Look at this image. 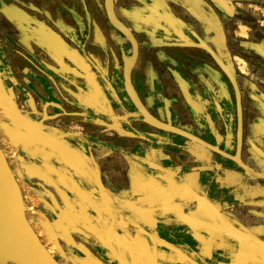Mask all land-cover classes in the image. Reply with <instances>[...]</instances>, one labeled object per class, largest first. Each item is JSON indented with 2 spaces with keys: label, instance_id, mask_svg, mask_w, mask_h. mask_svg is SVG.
Returning <instances> with one entry per match:
<instances>
[{
  "label": "crops",
  "instance_id": "obj_1",
  "mask_svg": "<svg viewBox=\"0 0 264 264\" xmlns=\"http://www.w3.org/2000/svg\"><path fill=\"white\" fill-rule=\"evenodd\" d=\"M113 9L134 41L106 0H0V146L37 232L61 264H119L108 238L127 264H264V0Z\"/></svg>",
  "mask_w": 264,
  "mask_h": 264
},
{
  "label": "water",
  "instance_id": "obj_2",
  "mask_svg": "<svg viewBox=\"0 0 264 264\" xmlns=\"http://www.w3.org/2000/svg\"><path fill=\"white\" fill-rule=\"evenodd\" d=\"M106 2L111 22L133 40L127 27L117 20L113 9V0H106ZM131 68L132 61L126 66L127 78L130 76ZM138 107L144 113L148 122L156 127L190 136L188 132L152 117L140 103ZM13 207H17L18 209L15 208L17 211V221L5 210L7 209L9 212H12ZM11 227L17 230L14 231L12 236L6 231L11 230ZM111 229L113 230V227ZM19 238L21 239L20 244L18 242ZM3 240L12 243V246H6ZM107 246L119 264H127L119 252L113 248L110 238H108ZM39 247L41 249L37 252ZM40 250L46 252V256L49 259V262L45 264H61L55 255L50 252L39 233L30 223L26 213V203L21 185L3 148L0 146V264H36L35 261L39 257L38 253Z\"/></svg>",
  "mask_w": 264,
  "mask_h": 264
},
{
  "label": "rangeland",
  "instance_id": "obj_3",
  "mask_svg": "<svg viewBox=\"0 0 264 264\" xmlns=\"http://www.w3.org/2000/svg\"><path fill=\"white\" fill-rule=\"evenodd\" d=\"M0 126H2V124H0ZM2 131V132H1ZM0 134L1 135H3V130H2V128L0 127ZM7 150H9V152L11 151V148H7ZM10 156V155H9ZM8 157V156H7ZM9 159V158H8ZM12 158L10 157V160H9V163H10V165H11V167L13 168V167H15V166H17V167H20V165H18V161L17 160H15V166L12 164V160H11ZM19 183H20V185H21V188H22V184H23V181L21 180H19ZM25 188H24V186H23V188H22V191L24 190ZM23 195H24V199H25V196H27L26 197V199L25 200H30L31 198H30V196H29V194H28V192L26 191V189H25V191L23 192ZM27 201V206L29 205V202ZM25 203H26V201H25ZM38 205V204H37ZM37 209L39 210V211H43L42 210V208L38 205L37 206ZM26 213H27V217H28V219H29V221H30V223L32 224V226L34 227V229L36 230H38L39 232H40V230H42V228H41V226L39 227V222H37L36 221V217H34V215L35 214H38V215H42V213H39L38 211L37 212H32L30 209H29V207H26ZM40 221H41V223H45V220L44 219H40ZM36 230V231H37ZM41 236H42V238H45L46 240V242L47 241H49L50 240V236H49V234H46L44 231H42L41 233ZM50 247H52L53 249H54V243L52 242L51 243V246Z\"/></svg>",
  "mask_w": 264,
  "mask_h": 264
},
{
  "label": "bare ground",
  "instance_id": "obj_4",
  "mask_svg": "<svg viewBox=\"0 0 264 264\" xmlns=\"http://www.w3.org/2000/svg\"><path fill=\"white\" fill-rule=\"evenodd\" d=\"M17 209V207H13V209H12V212H9L7 209H5L7 212H8V214L15 220V221H17V211H16V209ZM18 210V209H17ZM6 212V213H7ZM14 226V225H13ZM7 231V233H9V235L10 236H12L13 235V233H14V231H17L15 228H12L11 227V230H6ZM4 241V240H3ZM5 242V244H6V246H12V243H10V242H7V241H4ZM18 242H19V244H20V242H21V239L19 238V240H18ZM39 249H41L40 247L37 249V252H38V250ZM39 257H38V259H36V261H35V263L36 264H45V263H47V262H49V259L47 258V256H46V252H44V251H42V250H40L39 251Z\"/></svg>",
  "mask_w": 264,
  "mask_h": 264
},
{
  "label": "flooded vegetation",
  "instance_id": "obj_5",
  "mask_svg": "<svg viewBox=\"0 0 264 264\" xmlns=\"http://www.w3.org/2000/svg\"><path fill=\"white\" fill-rule=\"evenodd\" d=\"M41 239H42L43 242H46L45 241L46 239L45 238H42V236H41ZM48 249L50 250L51 253H55V250L52 247H49Z\"/></svg>",
  "mask_w": 264,
  "mask_h": 264
}]
</instances>
